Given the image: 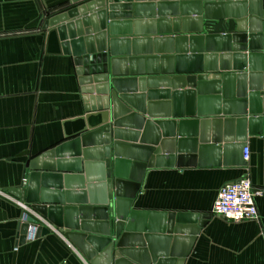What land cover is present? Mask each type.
Instances as JSON below:
<instances>
[{
  "label": "water",
  "instance_id": "water-1",
  "mask_svg": "<svg viewBox=\"0 0 264 264\" xmlns=\"http://www.w3.org/2000/svg\"><path fill=\"white\" fill-rule=\"evenodd\" d=\"M119 1L132 0H70L69 6L47 16L43 27H55L63 52L73 56L85 109L90 113L84 118H91V126L30 159L26 163L28 186L10 193L61 228L90 264H184L212 213L140 208L136 201L147 169L186 163L247 166L243 149L250 136L264 141V0H182L183 11L193 9L192 13L201 16L174 19L176 31L181 24L184 34L149 37L140 29L145 22L155 21L135 20L133 32L131 20H117L131 16V12H119L131 4L119 5ZM165 4L159 3V8ZM133 6L141 10L153 5ZM68 18L66 24L58 25ZM204 19H233L235 28L204 32ZM169 22L159 19L160 26ZM173 42L176 54L159 50ZM158 62L164 72L198 74L117 76L152 73L160 66ZM184 83L188 88L179 90ZM211 92L217 94L207 95ZM96 118L99 123L94 124ZM131 125L143 132L122 128ZM125 137L134 138L135 143L149 140L160 147L130 144L124 142ZM82 154L87 159L83 168L88 184L83 185L80 174L52 173L56 168L63 173L71 165L81 173ZM71 179L80 181L81 190L49 188L51 183ZM87 193L91 208L61 206L64 201L72 203L71 198L85 203ZM90 210L96 220L80 222L79 214L85 219ZM36 221L31 213L21 220L22 241ZM79 229L91 234L79 233ZM50 231L40 225L36 236Z\"/></svg>",
  "mask_w": 264,
  "mask_h": 264
},
{
  "label": "crops",
  "instance_id": "crops-1",
  "mask_svg": "<svg viewBox=\"0 0 264 264\" xmlns=\"http://www.w3.org/2000/svg\"><path fill=\"white\" fill-rule=\"evenodd\" d=\"M182 0H132L119 1V5L131 4L130 8H121L119 12H131L117 20H131V30L135 32V20L145 22L140 29L143 36L184 34L183 26L179 31L174 25L175 18L195 15L192 11H183ZM153 6L135 10V4ZM159 3L165 4L159 8ZM172 3H178L174 5ZM70 0H0V264H90L79 249L50 220L33 210L29 204L11 194L16 188H26L30 169L26 163L33 157L67 140L75 132L91 126V118L85 119L86 112L79 76L72 55L65 54L55 27L45 29L44 22L49 14L69 6ZM108 9V8H107ZM90 12V11H88ZM187 12L186 14H183ZM203 16V15H202ZM109 18V15H107ZM159 19L169 20L160 26ZM70 20L59 23L66 24ZM204 32L224 33L235 28L233 19H204ZM57 26V25H56ZM91 28V25L89 26ZM124 32V31H123ZM155 32V33H153ZM193 31H187V33ZM121 34L119 36H132ZM151 48L155 49L154 44ZM163 50L176 54V44ZM152 73L121 74L120 77L176 76L195 71H163L162 63ZM127 69L130 64L127 63ZM146 67L144 64L143 68ZM160 68V69H159ZM158 70V71H155ZM160 70V71H159ZM211 81V79H208ZM180 87L179 90L188 88ZM138 89L139 84H138ZM165 87H156L163 90ZM171 88V87H166ZM197 90V87H191ZM148 89V88H147ZM172 89V88H171ZM173 90V89H172ZM211 92L207 95H215ZM237 97H234L235 99ZM221 108H223L221 106ZM223 110V109H221ZM162 114V113H158ZM148 118V115L145 114ZM219 116H223L221 113ZM93 122L94 124L99 123ZM122 127L124 130L143 132V129ZM91 130V129H88ZM71 137V138H72ZM130 144L157 145L133 142L132 137H125ZM251 158L247 166H211L186 163L182 167H156L147 169L142 189L136 206L149 209H164L182 212H211L212 216L196 235L195 242L184 264H264V194L256 198L259 220L235 222L225 216L212 212L213 203L220 187L225 183L238 180L248 173L252 182L264 188V141L260 136H250ZM84 148V147H83ZM87 148H91L89 145ZM177 154V144L175 146ZM67 154H74L67 152ZM191 154V153H189ZM68 158L72 157H65ZM81 166L87 159L82 154ZM57 158H54L56 161ZM190 162V161H189ZM196 162V161H195ZM44 172L43 169L42 171ZM52 173L82 175L83 185L88 184L85 169L81 173L72 166L59 173L56 168ZM39 186L42 187L41 180ZM61 186V188H60ZM82 184L77 179L68 183H51L50 189L57 192H77ZM66 197V195H65ZM64 197V200H67ZM87 202L71 198L72 203L64 205L91 208L89 193ZM26 203L31 214L40 215L50 225V232L20 239L22 207L15 200ZM88 216V215H85ZM79 214V220H96ZM77 232L91 234V231L79 229ZM101 235L100 233H94ZM168 234V233H166ZM174 234V233H171Z\"/></svg>",
  "mask_w": 264,
  "mask_h": 264
},
{
  "label": "built area",
  "instance_id": "built-area-1",
  "mask_svg": "<svg viewBox=\"0 0 264 264\" xmlns=\"http://www.w3.org/2000/svg\"><path fill=\"white\" fill-rule=\"evenodd\" d=\"M245 161L251 158V147L247 145L243 149ZM0 193L2 191L0 190ZM264 194V188L252 182L248 173H245L238 180L223 184L214 200L212 212L216 215L225 216L227 219L239 222L245 220H259L260 214L256 203V198ZM22 207L21 220H26L32 209L24 202L15 199ZM37 221L30 225L31 234L34 236L38 226L50 225L47 220L40 215H35Z\"/></svg>",
  "mask_w": 264,
  "mask_h": 264
}]
</instances>
